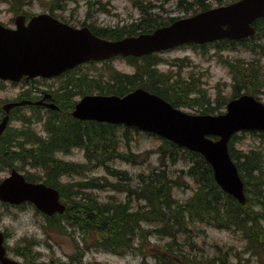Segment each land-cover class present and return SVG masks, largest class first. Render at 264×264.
Returning a JSON list of instances; mask_svg holds the SVG:
<instances>
[{
	"label": "rangeland",
	"instance_id": "374dc122",
	"mask_svg": "<svg viewBox=\"0 0 264 264\" xmlns=\"http://www.w3.org/2000/svg\"><path fill=\"white\" fill-rule=\"evenodd\" d=\"M186 3L193 4V11H198V4L201 1H207L208 4L215 7L218 6V0H184ZM231 2L233 0H221ZM182 4V0H0V22L7 27H15V19L19 15H25L31 18L35 15L50 13L59 19L68 22L76 27L90 26L96 28L118 29L128 27L133 23L139 24L145 17L150 19V23H167L173 19L184 18L187 15V9ZM190 10V9H188ZM192 14V13H189ZM259 46H263L260 48ZM264 28L263 31L256 34L255 38H250L243 42L224 43L218 42L208 45L206 48L183 46L156 56L158 66L154 69L157 75L160 76L168 86L171 87H200L205 99H209L212 106L216 105L217 100H227L233 96L234 87H264ZM143 62H141L142 64ZM114 67L127 74L134 72L133 66H130L126 60L116 59L111 63L98 64V73H102L103 69ZM89 67H83L76 76L81 78L91 77L94 73ZM252 75V78L248 77ZM58 83V81H56ZM49 84H54L50 82ZM94 82H90L86 87H90ZM167 86V87H168ZM1 89L0 98L2 100H11L20 92L26 89V86H17L11 83L4 84ZM261 96L264 102V93ZM202 99V98H200ZM69 104H71L69 102ZM185 111L195 112L198 107ZM22 124L27 130L30 128V123L25 124L23 118H14L10 126ZM120 135L124 133L123 129L119 130ZM132 141L129 146L124 142V147L121 145L122 152L117 154L120 159L111 162L109 165L118 170L127 171L129 175L136 179L141 173H149L151 170L159 166L158 155H153L145 164L137 165L124 162V152L130 155L133 153H144L145 151H157L162 143L161 139L146 133L132 131ZM42 143L49 138V133L36 134ZM27 142V141H26ZM25 142V148L32 150V147L39 148L40 144ZM49 147V143H47ZM46 144V145H47ZM256 146V139L252 135H245L241 142L237 143L239 149L248 150ZM52 161L57 167L58 159H63L68 162L82 166L78 171L66 173L64 175L56 174L58 168L54 167V176L58 184L65 187L67 183L73 180L80 181L77 183L88 182L91 186H85L82 189L80 186H72L74 195L73 200H83L84 203L96 202L98 204V195L105 200L107 197H114L116 200L129 202L132 205L133 211L139 212L145 209L146 202L143 199H138L136 194L129 196L121 194L118 191H105L106 188L97 184L93 178L105 183L116 182L117 178L108 176L105 168H97L86 176H81L85 164L84 153L76 148L68 152V145L61 148H54ZM57 151H62L58 152ZM28 153V152H27ZM55 153L57 156H55ZM66 153H70L66 155ZM122 155V156H121ZM26 156V155H25ZM121 156V157H120ZM27 157V156H26ZM31 161V155L29 157ZM58 158V159H57ZM123 160V161H122ZM56 161V162H55ZM37 160L35 161V163ZM48 163V162H45ZM40 165L39 163H36ZM92 167H97V160L91 161ZM189 162L186 160L180 161L177 165L170 167V175H177L182 169H186ZM162 168H160L161 170ZM83 170V171H82ZM159 170V171H160ZM9 172L0 171V179L8 176ZM136 183L134 180L133 184ZM191 187L194 186L190 182ZM197 190V187L173 188L172 194L174 199L180 203H185L189 200ZM125 199V200H124ZM106 201V200H105ZM100 206V205H99ZM80 209H75V224L76 220H81L85 217L80 214ZM41 217L35 208L25 207L22 210H17L11 206H4L0 202V228L11 236L9 245L15 240L31 243H39L42 246L36 248L40 254L37 255V260L33 264H47L54 258L67 261L73 254V239L66 234L58 233L54 229L43 232L41 225L43 222H38ZM148 234H153L157 229L162 227L161 224L147 225ZM156 227V228H155ZM177 230V228L175 229ZM150 235V236H151ZM82 245H92V241L83 242L82 233L76 234ZM173 250L182 249V253L195 256L193 254L205 252L211 257L215 254L217 248H233V250H242V257L250 264H258L257 260L252 259L249 253H245L247 247L246 240L240 232L234 229L221 230L208 223H188L187 227L179 229L175 233ZM173 240L168 235H158L150 240L151 245L156 244L158 249L166 250L168 244ZM49 241V242H48ZM51 245H46V243ZM12 245V244H11ZM138 245V244H137ZM144 251L134 249L124 255H116L105 252L103 250H93L86 254L84 262L87 264H163L156 260L151 253L152 249L145 246ZM207 257V258H208ZM228 264H239L238 260H232L228 255Z\"/></svg>",
	"mask_w": 264,
	"mask_h": 264
},
{
	"label": "trees",
	"instance_id": "16d2710c",
	"mask_svg": "<svg viewBox=\"0 0 264 264\" xmlns=\"http://www.w3.org/2000/svg\"><path fill=\"white\" fill-rule=\"evenodd\" d=\"M183 3H185L184 6L187 9V13H196L210 7V5L202 1L198 4V11H193L192 3H186L182 0ZM149 20L145 17L137 25H132L130 28L121 31L106 32L103 36L119 39L124 37L125 34L135 35L140 32H148L170 22L157 23L154 18L155 22L150 23ZM256 27L258 32L263 31L264 20L258 21ZM259 47L263 48V46ZM154 58V56H150L144 59L149 60V65H151L152 62H156ZM145 73L146 69L140 67L136 76L127 77L121 75L115 78L117 84H114V87L98 88L101 93L125 95L136 87H124V85L130 84L131 86L136 79H142ZM248 77L252 78V75H248ZM145 82H139L138 84L151 92L161 95L176 107L183 103V99L189 101L188 96L191 93L188 90L176 92L158 86L148 87L152 85ZM261 88L264 87H237L234 97L241 95L243 90L257 95ZM171 92L177 96L172 98ZM45 128L46 132H49L48 140L42 143L36 137L35 139L38 140L37 144H40V146L39 148L32 147V150L25 148V142L36 141L33 138L35 136H31V133L35 134L33 131H29L28 134L22 132L23 135L28 136L20 138H17L20 136V132L11 134V131H7L0 140V167L10 168L14 167L17 162H22L39 170L41 175L27 174V178L33 182L44 180L48 185L58 188L62 196L71 202L69 213L73 209L74 212L75 209H80V214L85 218L76 220L77 224L90 238H93L97 246L112 253L126 254L134 249L136 243L139 244L138 249H144L145 246L150 247V249H158L156 245L149 246V238L153 235H168L173 240L168 244L167 249L165 251H154L153 253L154 258L159 262H163V264H228V255L232 252V248L230 250L217 248L216 253L211 257H208L209 255L205 254V252H199L193 254L195 256H192V258L189 257L190 255L182 253V249H172L174 238H176L175 233L179 229L186 228L190 222H201L212 224L221 230L234 229L240 232L247 242L245 253L253 256L258 264H264V132H251L258 145L249 150L236 148V143L243 138L239 137V135H235L230 144L232 157L236 161L246 184V205L240 204L217 185L211 166L201 155L164 140L162 146L156 151L159 154L160 167L150 174H140L137 179V187L134 188L130 185L133 179L128 176L127 172H124V179L122 178V173H117L118 175H116L124 180V192H129V196L136 194L138 199H143L146 202L145 209L149 210L146 212L143 208L137 212L133 211L129 202H124V205H116L115 203L100 205L96 202L89 205L84 203L83 200L76 202L66 193V190L72 191L71 188L61 186L55 180V178L59 177L54 176L55 170L52 164L53 161L50 158L54 155V148L57 146L63 148L70 142H78L89 146V148H98L100 146L101 149L109 150L110 152L105 151L104 153L99 151L96 157H88L90 162L91 160H97V166H106L107 162L117 158L115 157V126L97 123L77 126L74 121L62 119L58 124L45 125ZM127 132H129L128 129ZM15 138H17L16 143L22 150L23 155H13L9 153V149H5V146L10 145V141ZM126 138L130 139L127 136ZM47 143H49V147H47ZM108 153H110V156H106ZM29 155H31L33 161L28 158ZM150 155V152L144 155L124 154V160L133 164H142ZM36 160V163L40 165L35 163ZM183 160L189 162L187 171L183 169L177 175L171 176L170 167L177 165ZM57 162L63 164L59 160ZM86 168L87 165L84 166L83 170ZM160 168L162 169L160 170ZM63 170H65V167H58L56 174H63ZM187 179L197 185V190L189 200L185 203H180L174 199L172 190L177 187H190ZM79 186L84 189L85 186L91 185L86 182L75 185V187ZM69 222L75 224V218ZM155 224H161L162 227L160 229L155 227L158 231H155L152 235L148 234L149 229L144 226ZM176 228L177 230H175ZM237 257L239 264H250L241 254L237 255Z\"/></svg>",
	"mask_w": 264,
	"mask_h": 264
},
{
	"label": "water",
	"instance_id": "95a60500",
	"mask_svg": "<svg viewBox=\"0 0 264 264\" xmlns=\"http://www.w3.org/2000/svg\"><path fill=\"white\" fill-rule=\"evenodd\" d=\"M259 17H264V0H241L181 19L153 34L118 42L97 39L88 29L76 30L49 15L34 17L28 26L25 18H18L16 30L0 25V78L19 81L24 75H56L91 59L102 60L117 54L142 56L186 42L240 40L255 32L251 23ZM74 115L135 126L201 153L212 165L215 179L223 190L246 204L245 185L231 158L229 142L238 131H264V104L255 97L243 95L232 100L227 113L220 116L189 115L164 99L138 89L125 97H87L77 106ZM6 123L7 118L0 125V135ZM0 198L12 204L31 201L50 215L65 209L57 190L29 183L16 171L1 183ZM3 242L0 233V261L17 264L6 257Z\"/></svg>",
	"mask_w": 264,
	"mask_h": 264
},
{
	"label": "bare ground",
	"instance_id": "6f19581e",
	"mask_svg": "<svg viewBox=\"0 0 264 264\" xmlns=\"http://www.w3.org/2000/svg\"><path fill=\"white\" fill-rule=\"evenodd\" d=\"M123 38V37H122ZM122 38H119V39H116V40H121ZM107 63H111V61L110 60H104L101 64L102 65H104V64H107ZM71 106V104H65V106H63V107H60L58 104H57V115L52 119V123H54V120L55 119H59L60 121L62 120V114H60V112L62 111V110H65V111H67L68 110V108ZM61 109V110H60ZM14 118H23V117H21V116H18V117H10L9 118V126H10V124H11V122L14 120ZM24 119V118H23ZM25 120V119H24ZM29 122L27 121V120H25V124H28ZM28 131H31V129L29 128L28 129ZM49 133V132H48ZM26 136H28V135H26ZM31 136L33 137V136H35V137H33L34 139L37 137L36 136V134H32L31 133ZM30 137V136H29ZM36 141H38L37 139H35ZM48 140V139H47ZM36 141H34V140H30V141H27L28 143L29 142H36ZM26 142V143H27ZM37 144V143H36ZM48 145V144H47ZM83 147V145L82 144H80V143H78V142H70L69 144H68V148H69V150H68V152H70L72 149H74V148H76V149H78V148H82ZM58 152H62V151H57L56 153H58ZM55 153V156H57V154ZM68 154H70V153H66V155H68ZM122 156V155H121ZM120 156V157H121ZM58 159V158H57ZM59 161H60V163L61 162H63V164H59L58 166H57V168L59 167V168H63V167H65V170H63V174L62 175H64V174H66V173H70V172H75V171H78V169L79 168H82V166H80V165H77V164H74V163H72V162H67V161H65V160H63V159H58ZM92 161V160H91ZM54 162V161H53ZM56 162V161H55ZM58 163V162H57ZM53 164V163H52ZM54 166V165H53ZM55 167V166H54ZM67 170V171H66ZM64 171H66V172H64ZM241 177H242V179H243V181H244V178H243V176H242V174H241ZM86 183H88V182H86ZM244 183H245V181H244ZM62 186V185H61ZM245 188H246V184H245ZM226 193V192H225ZM231 196V195H230ZM233 197V196H232ZM234 199H236L235 197H233ZM237 200V199H236ZM238 201V200H237ZM239 202V201H238ZM241 204V203H240ZM246 205V204H245Z\"/></svg>",
	"mask_w": 264,
	"mask_h": 264
},
{
	"label": "flooded vegetation",
	"instance_id": "af4514ba",
	"mask_svg": "<svg viewBox=\"0 0 264 264\" xmlns=\"http://www.w3.org/2000/svg\"><path fill=\"white\" fill-rule=\"evenodd\" d=\"M54 89H55V87H41L40 89H34V92H33V96L34 97H33V99L34 100H42V99L44 100L45 99V102H50L51 99L50 98H46V96L47 95H51L60 107H63V106H65V104H68L70 102V100L67 98V96L65 94H61V95L58 96V94H56L54 92ZM65 112H66L65 110H62L60 112V114H62V116H63V114H65ZM59 122H61L59 119H55L54 120L55 124H58ZM55 138L57 139L56 135H55ZM98 150H101L100 146L98 148L90 147L89 148L90 156L91 157H96L99 154ZM105 151L108 152L109 150H104V152Z\"/></svg>",
	"mask_w": 264,
	"mask_h": 264
}]
</instances>
